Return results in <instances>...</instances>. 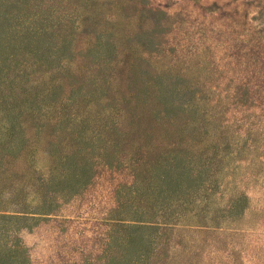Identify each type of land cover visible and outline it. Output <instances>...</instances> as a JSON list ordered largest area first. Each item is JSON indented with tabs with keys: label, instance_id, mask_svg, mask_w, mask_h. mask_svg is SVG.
<instances>
[{
	"label": "rangeland",
	"instance_id": "rangeland-1",
	"mask_svg": "<svg viewBox=\"0 0 264 264\" xmlns=\"http://www.w3.org/2000/svg\"><path fill=\"white\" fill-rule=\"evenodd\" d=\"M0 264H264V0H0Z\"/></svg>",
	"mask_w": 264,
	"mask_h": 264
},
{
	"label": "trees",
	"instance_id": "trees-1",
	"mask_svg": "<svg viewBox=\"0 0 264 264\" xmlns=\"http://www.w3.org/2000/svg\"><path fill=\"white\" fill-rule=\"evenodd\" d=\"M0 218H2V215H0Z\"/></svg>",
	"mask_w": 264,
	"mask_h": 264
}]
</instances>
